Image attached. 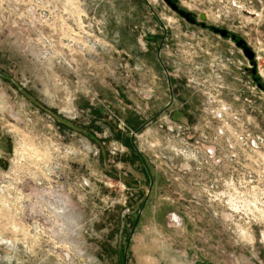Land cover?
<instances>
[{"label": "rangeland", "instance_id": "374dc122", "mask_svg": "<svg viewBox=\"0 0 264 264\" xmlns=\"http://www.w3.org/2000/svg\"><path fill=\"white\" fill-rule=\"evenodd\" d=\"M178 3L255 65L163 0H0V264L264 258L193 149L215 94L264 138V0Z\"/></svg>", "mask_w": 264, "mask_h": 264}, {"label": "built area", "instance_id": "2783aa9c", "mask_svg": "<svg viewBox=\"0 0 264 264\" xmlns=\"http://www.w3.org/2000/svg\"><path fill=\"white\" fill-rule=\"evenodd\" d=\"M254 53V59H257L258 55ZM233 77L241 81L237 76ZM210 100L220 102L209 104L206 110L209 118L220 124L215 126L212 138H203L206 145L198 140L193 144V149L198 151L195 158L213 171V180L207 185L209 205L212 204L214 210L224 208L225 221L230 227H241L243 239L244 236L253 239L256 228L257 241L264 248V138L249 132L247 127L237 131L232 123L239 122L238 113L228 103H221L218 94ZM233 214L235 222H231ZM258 264H264V258H258Z\"/></svg>", "mask_w": 264, "mask_h": 264}, {"label": "water", "instance_id": "95a60500", "mask_svg": "<svg viewBox=\"0 0 264 264\" xmlns=\"http://www.w3.org/2000/svg\"><path fill=\"white\" fill-rule=\"evenodd\" d=\"M164 2L174 11L176 12L180 17H182L183 19H185L186 21L190 22V23H195L196 20L191 18L192 13L189 11H185L182 8H179L177 3L172 2L171 0H164ZM200 19L201 20H205L206 16L205 14H200ZM201 26L204 27L205 23L202 22ZM210 29L219 34L222 37H227L229 36V31L227 29L224 28H219V27H215V26H210ZM232 40H235V45L240 48L244 54V56L251 62L252 65H255V62L253 60L254 58V52L252 51V49H250L247 45L246 42L243 39H236V36L234 34L231 35L230 37ZM252 74H255V70H252ZM181 220V219H180Z\"/></svg>", "mask_w": 264, "mask_h": 264}, {"label": "flooded vegetation", "instance_id": "af4514ba", "mask_svg": "<svg viewBox=\"0 0 264 264\" xmlns=\"http://www.w3.org/2000/svg\"><path fill=\"white\" fill-rule=\"evenodd\" d=\"M164 1V0H163ZM172 2H174V3H177L178 4V6H179V8H181L180 7V5H179V3H178V0H171ZM183 9V8H182ZM185 10V9H184ZM185 11H188V10H185ZM191 18L192 19H194V20H196V22L195 23H191V24H193V25H200L201 26V23L202 22H204V20H198L197 19V17L192 13V15H191ZM190 23V22H189ZM205 23V22H204ZM204 27H208V28H210V26H206V24H205V26ZM233 33H231V32H229V36H227V37H225V38H230L231 37V35H232ZM235 35V34H234ZM236 36V39H240V37L239 36H237V35H235ZM231 39V38H230ZM234 42H235V40H233ZM240 49V48H239ZM241 50V49H240ZM242 51V50H241ZM243 53V52H242ZM253 75V74H252ZM255 75V74H254ZM253 75V76H254Z\"/></svg>", "mask_w": 264, "mask_h": 264}, {"label": "bare ground", "instance_id": "6f19581e", "mask_svg": "<svg viewBox=\"0 0 264 264\" xmlns=\"http://www.w3.org/2000/svg\"><path fill=\"white\" fill-rule=\"evenodd\" d=\"M251 14H253V13H251ZM26 150H27V147H26Z\"/></svg>", "mask_w": 264, "mask_h": 264}, {"label": "trees", "instance_id": "16d2710c", "mask_svg": "<svg viewBox=\"0 0 264 264\" xmlns=\"http://www.w3.org/2000/svg\"><path fill=\"white\" fill-rule=\"evenodd\" d=\"M254 78H256V77H254ZM257 79V78H256Z\"/></svg>", "mask_w": 264, "mask_h": 264}]
</instances>
